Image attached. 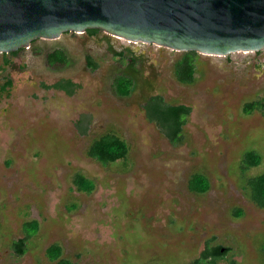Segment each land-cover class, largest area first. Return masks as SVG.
<instances>
[{
	"label": "rangeland",
	"instance_id": "1",
	"mask_svg": "<svg viewBox=\"0 0 264 264\" xmlns=\"http://www.w3.org/2000/svg\"><path fill=\"white\" fill-rule=\"evenodd\" d=\"M58 47L71 60L51 66L46 55ZM181 52L104 31H69L11 55L0 70V264H54L46 248L55 242L81 264H194L207 244L226 251L216 264H264V208L245 186L264 171V111L243 109L264 94V49L199 53L191 84L174 74ZM119 74L134 77L127 96L113 88ZM8 78L12 86L2 89ZM61 78L81 87L72 95L46 87ZM156 93L192 107L179 144L146 116L145 101ZM110 131L129 152L104 165L87 147ZM249 149L262 161L243 171ZM77 172L95 181L93 191L77 189ZM197 172L210 180L204 193L188 187ZM238 208L243 215L235 216ZM32 219L40 228L19 255L13 241Z\"/></svg>",
	"mask_w": 264,
	"mask_h": 264
},
{
	"label": "water",
	"instance_id": "2",
	"mask_svg": "<svg viewBox=\"0 0 264 264\" xmlns=\"http://www.w3.org/2000/svg\"><path fill=\"white\" fill-rule=\"evenodd\" d=\"M98 28L212 55L264 49V0H0V52Z\"/></svg>",
	"mask_w": 264,
	"mask_h": 264
},
{
	"label": "trees",
	"instance_id": "3",
	"mask_svg": "<svg viewBox=\"0 0 264 264\" xmlns=\"http://www.w3.org/2000/svg\"><path fill=\"white\" fill-rule=\"evenodd\" d=\"M100 31L98 28H89L87 32L91 35L97 34ZM35 41V40H34ZM21 49V48H20ZM40 52L41 48L36 47ZM19 50L2 53L3 62L0 64V70L11 64V55H17ZM123 55L124 51L118 52ZM199 52L195 50H185L174 62V74L178 81L182 83H194L196 80L197 59ZM87 65L93 70L99 67L97 60L91 55L86 54ZM49 65H66L70 62V58L63 47L55 48L49 51L46 55ZM132 63L136 62V57H132ZM13 81L8 78L2 85V89L11 87ZM134 77L128 74L116 75L113 80V88L118 95L127 96L134 88ZM48 88H56L65 91L72 95L81 87L79 82H75L71 78H61L58 81L46 85ZM144 109L147 118L155 122L162 130L168 139L179 144L183 141V127L188 121V116L192 107L185 103H171L165 100L162 94H151L147 97ZM244 112L252 113L254 110L264 111V94L257 99L244 104ZM77 126L81 133H85L87 129L86 122L81 118L77 121ZM129 152L128 142L115 132H105L93 138L87 147V154L102 164L115 162L119 159L126 158ZM262 156L255 149L247 150L242 158V170L246 171L252 166H257L261 163ZM74 183L78 190L91 192L95 188V181L81 172H77L74 176ZM211 183L208 176L204 173H194L189 178L188 187L196 193H204L210 189ZM246 189L249 198L259 207L264 208V171L262 173L249 176L246 179ZM244 211L238 208L234 211L235 216L243 215ZM23 237L13 241L12 248L14 251L23 255L27 252V241L35 235L40 228V221L32 219L24 223ZM264 252V242L262 244ZM63 247L60 243H52L46 248V255L49 260L54 261V264H81L68 257H63ZM225 252L222 251L221 245L210 246L207 244L202 250L200 257L194 260V264H216V260ZM210 258V259H209ZM209 259V260H208ZM207 262V263H206Z\"/></svg>",
	"mask_w": 264,
	"mask_h": 264
},
{
	"label": "flooded vegetation",
	"instance_id": "4",
	"mask_svg": "<svg viewBox=\"0 0 264 264\" xmlns=\"http://www.w3.org/2000/svg\"><path fill=\"white\" fill-rule=\"evenodd\" d=\"M100 31H102V30H100ZM100 31H99V32H100ZM85 32H87V30H86ZM99 32H98V33H99ZM36 40H37V39H36ZM36 40H35V41H36ZM35 41H33V42H35ZM33 42H32V43H33ZM32 43H31V44H32ZM22 49H23V48H21V49H18V50H19V52H20ZM260 51H261V50H260ZM260 51H257V52H260ZM19 52H18V53H19ZM6 53H7V52H6ZM8 53H9V52H8Z\"/></svg>",
	"mask_w": 264,
	"mask_h": 264
}]
</instances>
